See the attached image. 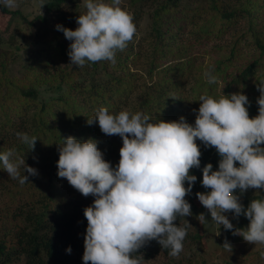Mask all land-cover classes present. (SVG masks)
I'll list each match as a JSON object with an SVG mask.
<instances>
[{
    "label": "trees",
    "instance_id": "obj_1",
    "mask_svg": "<svg viewBox=\"0 0 264 264\" xmlns=\"http://www.w3.org/2000/svg\"><path fill=\"white\" fill-rule=\"evenodd\" d=\"M44 3L35 15L0 6V17L6 18L0 27V153L14 150L13 161L24 158L39 173L21 185L0 164V264H83V210L94 197L82 196L58 178L57 148L68 136L92 138L115 167L121 138L86 123L98 109L142 112L152 123L183 116L194 124L200 95L218 100L222 94L242 92L253 118L260 95L256 84L264 80V0H123L119 7L133 15L136 26L132 41L117 52L115 64L101 61L83 67L70 64L71 41L55 28L78 27L76 18L86 13L82 0ZM12 23L17 33L5 38L1 32ZM209 69L214 84L204 75ZM18 132L38 139L34 150L20 142ZM196 143L202 153L200 169L190 170L197 180L185 197L193 216L205 212L195 194L210 191L200 183L201 169L211 163L217 170L220 159L214 148ZM20 171L23 175L22 166ZM260 198L257 194L247 200ZM184 219L178 218L176 225L183 226ZM248 224L243 216L234 228L246 229ZM202 238L203 233H187L183 249L196 247ZM210 238L217 241L214 250L221 264H251L257 258L256 251H241L243 238L222 226ZM225 241L231 251L223 247ZM159 253L168 255L153 240L136 254L146 261ZM179 261L193 263L186 255Z\"/></svg>",
    "mask_w": 264,
    "mask_h": 264
},
{
    "label": "clouds",
    "instance_id": "obj_2",
    "mask_svg": "<svg viewBox=\"0 0 264 264\" xmlns=\"http://www.w3.org/2000/svg\"><path fill=\"white\" fill-rule=\"evenodd\" d=\"M120 3L86 0V13L76 18L75 30L55 25L71 41V65L83 67L101 61L115 64L117 52L123 51L136 33L133 15L122 10ZM44 5V0H38L40 10ZM0 6L15 8L18 0H0ZM204 75L209 84L216 82L211 69ZM256 88L260 95L256 100L258 115L253 118H249L246 106L250 102L242 92L222 94L218 100L200 95L199 108L193 110L194 124L183 116L152 123L142 112L110 114L106 108L98 109L86 123L98 125L107 136L121 138L115 167L103 158L98 141L62 138L63 144L57 148L58 178L66 179L82 196L94 197L83 210L87 220L83 264H141L143 258L136 253L153 240L169 256L179 257L187 229L192 226L185 219L184 226L175 222L192 215L185 197L197 180L190 170L200 169L202 153L197 140L205 148H214L220 157L217 170L211 163L201 169L200 183L210 191L197 192L198 201L219 229L222 226L249 244L264 245V80ZM16 136L34 150L36 137L24 132ZM14 155L12 149L0 153V164L10 178L23 185L30 176L39 175L24 158L13 161ZM249 189L258 190L255 194L261 198L252 199L245 208L234 193ZM229 212L234 219L243 215L249 221L247 228L235 229L225 215ZM197 220L200 224L208 222L204 213ZM223 247L232 250L227 241ZM66 251L70 252V247Z\"/></svg>",
    "mask_w": 264,
    "mask_h": 264
},
{
    "label": "rangeland",
    "instance_id": "obj_3",
    "mask_svg": "<svg viewBox=\"0 0 264 264\" xmlns=\"http://www.w3.org/2000/svg\"><path fill=\"white\" fill-rule=\"evenodd\" d=\"M95 2L112 5V0H95ZM122 2L123 0H121V3ZM37 3H38V0H18V6L15 8L21 9L24 13H30V14L35 15V14L42 12L37 7ZM83 5H86V0H82V4H81V9L84 10ZM4 21L6 22V18L0 17V27H3L5 23ZM11 31H12V34L17 33V30H15V24L13 23L9 26L8 31H5V32L2 31L1 35H3L6 38L10 35L9 32ZM256 191L258 190L249 189L243 194H240L239 192L234 193V194L239 196L240 201H246V203L244 204V207L247 208L249 202L251 201L247 199H249V197L251 196L257 195L255 194ZM196 203L198 205H201L198 200L196 201ZM204 211L205 212H202V213L205 214V218L206 220H208L207 223L200 224L199 221L197 220L198 215L187 216V220H186L192 226V227H188L187 233L189 234L190 233L191 234L203 233V238L199 242L196 243V247L190 250L183 249V251L179 254L178 258H173L169 255H164L162 253H159L155 255L154 257L150 258L149 260L142 261L141 264H181L179 259H181L184 255H186L187 257H190L193 260L192 264H221L220 259L217 256L218 252L214 250V246L217 241H213L210 238L211 236L216 235V230L218 229V226H216L214 222L211 221L210 214L207 213V210L205 208H204ZM225 215L228 217V219L233 225H235L238 222V220L243 217V215H241L240 217L234 219L231 212L225 213ZM184 223L185 222H183V226H184ZM237 236L238 235H236V237ZM240 244H241V247H240L241 251H246V252L256 251L257 252V258L254 256L253 260L251 261V264H264V256L261 255L262 253H264V245H252V244L245 242L244 240H241Z\"/></svg>",
    "mask_w": 264,
    "mask_h": 264
}]
</instances>
